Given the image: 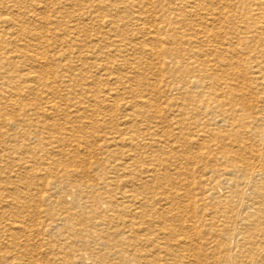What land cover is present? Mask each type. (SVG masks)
I'll list each match as a JSON object with an SVG mask.
<instances>
[{"label":"bare ground","instance_id":"1","mask_svg":"<svg viewBox=\"0 0 264 264\" xmlns=\"http://www.w3.org/2000/svg\"><path fill=\"white\" fill-rule=\"evenodd\" d=\"M0 151V264H264V0H0Z\"/></svg>","mask_w":264,"mask_h":264},{"label":"rangeland","instance_id":"2","mask_svg":"<svg viewBox=\"0 0 264 264\" xmlns=\"http://www.w3.org/2000/svg\"><path fill=\"white\" fill-rule=\"evenodd\" d=\"M159 11V10H158ZM160 11H159V13H155V16L158 18L159 16H160ZM157 25L158 26H160L161 24H160V21L158 20V23H157ZM165 26V25H164ZM93 34V33H92ZM160 79H163L162 77H160ZM155 81V80H154ZM100 88H104L103 87V85L102 84H99L98 85ZM170 94L172 95V96H176L177 95V91L175 90V89H171V92H170ZM35 142V140H32V142L31 143H34ZM101 143H98L97 142V145L95 146V148H93V152H92V158L93 157H95V158H99L102 162L103 161H105L106 162V159H104V158H106L105 157V151L104 150H102V148H101V145H100ZM35 145V144H34ZM33 145V146H34ZM55 146H57V148H58V146L59 145H55ZM100 146V147H99ZM85 147V146H84ZM48 148H50V150L51 151H53V149L54 148H52L51 146H48ZM56 148V147H55ZM67 149V152L69 151V152H72L71 151V149L72 148H69V147H67L66 148ZM82 150H84V148L82 149ZM45 149H43V148H41L40 146H34V152L40 157V156H44L45 155ZM55 151V150H54ZM193 152H194V155H197L196 154V150H193ZM204 152H207L208 154H209V157H213V153H212V151L210 150V149H206V150H204ZM0 154H1V151H0ZM55 154H57V153H55ZM85 153H83V155H84ZM180 155H182V156H179L178 157V159L177 160H179V162H187V159L189 160V158L188 157H190L189 155H186V154H184V153H181ZM186 155V156H185ZM38 156H36V157H38ZM164 157V156H163ZM166 158H167V156H165ZM5 158V157H4ZM18 158H19V156L18 157H16V156H14L11 160H8V162L6 163L8 166L6 167V165L4 166L3 165V168L0 170V172H2L1 174L3 175V176H5V177H9L11 180L12 179H17V176H19L20 174V172L21 171H19V169H17V167H18V165H19V160H18ZM85 158H89V156L88 157H86L85 156ZM182 158H184V159H182ZM7 159V158H6ZM92 161V160H91ZM11 162V163H10ZM11 165V166H10ZM200 165V166H199ZM190 167L192 168V169H198V168H203L204 167V165H203V163L202 162H200V159L198 158V160L196 159L195 161H194V163L192 164V165H190ZM13 169V170H12ZM6 172H5V171ZM71 170H74V169H72L71 168ZM90 170H91V173L93 172L94 174H97V172H96V166H95V164L93 165V163H92V165H91V167H90ZM4 171V172H3ZM40 171H42V172H40ZM39 171V174L40 175H43V174H45V173H47L46 172V170H40ZM64 172H60V176H61V179L62 180H66V179H64ZM198 176V175H197ZM51 177V176H50ZM2 187L4 188V185H2ZM7 189L10 191L11 189H13V187H11V186H8L7 187ZM6 195V191L4 192L3 191V189H1L0 188V199H4V198H1V197H3V196H5ZM69 202H71V201H69Z\"/></svg>","mask_w":264,"mask_h":264}]
</instances>
